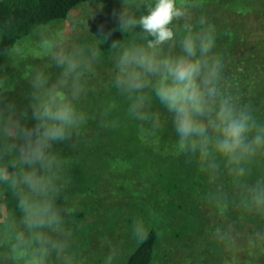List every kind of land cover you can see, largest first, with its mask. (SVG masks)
Wrapping results in <instances>:
<instances>
[{
    "label": "trees",
    "instance_id": "1",
    "mask_svg": "<svg viewBox=\"0 0 264 264\" xmlns=\"http://www.w3.org/2000/svg\"><path fill=\"white\" fill-rule=\"evenodd\" d=\"M100 1L108 0H0V58L37 30L65 20L78 6ZM118 33V29H113L105 36L106 40L114 39ZM126 34L127 42L136 40L134 33ZM258 35V31L253 32L248 39ZM115 41L126 46L120 35ZM99 42L103 45L98 48L100 59L83 72L82 90L74 101L86 123L71 141L54 147L59 165L53 169V183L60 189L55 201L66 195L71 206H76L74 210L103 201L115 203L117 209L135 208L140 213V223L147 226V238L137 241L123 264H151L161 239H168L169 245L176 249L182 244L190 250L196 247L200 237L222 232L225 238H233V247L246 248L242 246L248 239L245 229L252 232L264 229V212L250 211L245 203L257 180H264V157L246 165L250 171L241 178L232 174L223 161L215 171L202 170L195 159L178 154L171 116L158 102L153 101L147 109L159 115L157 129L153 130L150 123L130 118L131 101L115 87L118 50L112 49L113 42L108 45L101 39ZM214 51L224 63V87L242 105L250 106L264 118V42L247 43L243 35L239 41L229 36L221 44H215ZM63 71L50 76L46 73L49 84L61 81ZM5 77L13 89L24 75L19 71ZM64 91L70 94V87ZM32 92L27 87L7 92L9 103L5 107L4 101L1 104L5 114L6 106L17 105L22 100L18 110L24 122L21 114H31ZM26 170L14 163L8 168L9 181H0V216L3 204L9 203V199L5 200L7 193L20 199V189L24 186L13 188L11 181L19 180L20 173ZM18 205L15 204V210L20 209ZM73 214L82 218L84 212L78 210ZM207 247L198 246V249Z\"/></svg>",
    "mask_w": 264,
    "mask_h": 264
},
{
    "label": "clouds",
    "instance_id": "2",
    "mask_svg": "<svg viewBox=\"0 0 264 264\" xmlns=\"http://www.w3.org/2000/svg\"><path fill=\"white\" fill-rule=\"evenodd\" d=\"M198 6L196 0H123L119 30L134 33L136 40L126 46L120 41L112 43V49L118 50L115 87L131 101L130 118L150 123L153 130L159 127V115L147 111L153 101L170 114L178 154L195 159L202 170L215 171L223 161L232 174L242 178L250 171L246 165L264 157V118L224 87V63L214 51L215 26L203 15L195 22L190 16V10ZM98 46L61 53L57 62L64 69L63 79L54 85L37 72L31 114H21L23 123L13 119L14 106H6L7 114L0 108V132L19 141L17 158L28 169L20 173L19 180L13 178L11 186H24L18 205L22 223L41 246L46 243L41 229L60 222L55 207L60 189L52 175L59 165L54 147L71 141L86 123L74 101L82 90L83 72L100 59ZM69 87L70 94L64 91ZM11 90L7 77L0 78V97ZM10 165L14 163L3 162L0 156V181L8 176ZM245 203L250 211L264 212V180H257ZM133 238L145 240L147 226L135 225ZM115 255L110 254L106 264H112ZM30 264H44L43 256L34 255Z\"/></svg>",
    "mask_w": 264,
    "mask_h": 264
},
{
    "label": "rangeland",
    "instance_id": "3",
    "mask_svg": "<svg viewBox=\"0 0 264 264\" xmlns=\"http://www.w3.org/2000/svg\"><path fill=\"white\" fill-rule=\"evenodd\" d=\"M196 2L199 6L190 10L191 19L195 22L197 17L203 15L215 26V44H221L229 36L239 41L242 35L247 43L264 42V0ZM122 11L123 0L87 2L78 6L65 20L37 30L29 38L16 44V48L9 54L2 56L0 78L11 72L21 71L24 77L16 82L12 90H24L26 87L27 90H33L31 85L37 72L44 73L45 76L49 73L50 76L63 69L57 62L61 53L73 54L85 45L95 44L101 48L103 45L99 39H104L103 44L108 45L119 35L124 37L128 45L127 34L119 30L118 15ZM113 29H118L119 33L114 39L107 41L105 36L111 34ZM257 31L260 35L252 38L253 40L248 39L251 33ZM73 50L75 51L72 52ZM88 54V51L84 52L85 56ZM5 97L0 99H4V107L9 103ZM21 103L22 100L17 105H10L15 108L13 119H21L18 110ZM1 104L0 108H3ZM21 122L23 123L22 120ZM14 144L16 147H13ZM18 145L19 141L8 139L0 132V156H3V162L12 161L25 169L17 158ZM10 177L8 173L2 183H7ZM7 194L5 200L7 202L9 199V203L3 204L0 216V264H30L34 255H42L44 264H106L108 256L113 252L116 255L112 264H123L137 243L133 238V227L140 223V213L135 208L117 209L115 203L103 201L98 205L89 203L74 210L76 206H71L64 195L61 200L55 201L60 222L54 228L41 229L46 238V243L41 246L32 239L29 229L22 223V210H15V204H19V200L14 199L13 193ZM71 210L73 213L82 210L84 215L82 218H75L70 213ZM262 230L252 232L245 229L248 239L244 241L245 245H241L246 248L233 247V238H225L222 232L200 237L195 242L197 248L190 250L182 244L176 249V246L169 245L168 239H161L151 264H264V229ZM205 245L209 247L198 249V246Z\"/></svg>",
    "mask_w": 264,
    "mask_h": 264
}]
</instances>
